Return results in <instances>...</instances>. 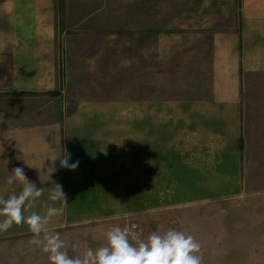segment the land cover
<instances>
[{
  "label": "crops",
  "instance_id": "obj_1",
  "mask_svg": "<svg viewBox=\"0 0 264 264\" xmlns=\"http://www.w3.org/2000/svg\"><path fill=\"white\" fill-rule=\"evenodd\" d=\"M131 1L0 0V198L42 188L23 215L63 208L46 233L68 246L132 211L127 188L148 208L241 187L244 156L264 155V0ZM17 167L28 182L9 184ZM46 233L0 231V264H51Z\"/></svg>",
  "mask_w": 264,
  "mask_h": 264
},
{
  "label": "rangeland",
  "instance_id": "obj_2",
  "mask_svg": "<svg viewBox=\"0 0 264 264\" xmlns=\"http://www.w3.org/2000/svg\"><path fill=\"white\" fill-rule=\"evenodd\" d=\"M189 1L159 0L158 3L169 6L189 4ZM131 2L140 5L144 0ZM140 15L133 13L136 18L132 19L139 20L137 16ZM160 16H165L167 22L176 14L168 16L167 12H162ZM187 17L188 13H180L181 19ZM242 169L241 187L166 188L164 203L148 202V208L138 188H127L131 190L129 195L135 207L117 217L109 229L135 225L134 230L141 240L154 232L164 234L176 230L192 235L200 243V251L196 254L202 257V264H264V155L244 156ZM102 233L75 236L73 246L66 245L61 237L64 239L61 251L71 247L67 252L69 258H83L89 249L95 252L106 245V233ZM130 242L137 243L132 237Z\"/></svg>",
  "mask_w": 264,
  "mask_h": 264
},
{
  "label": "clouds",
  "instance_id": "obj_3",
  "mask_svg": "<svg viewBox=\"0 0 264 264\" xmlns=\"http://www.w3.org/2000/svg\"><path fill=\"white\" fill-rule=\"evenodd\" d=\"M78 165L79 161L69 164L68 155H64L59 161V167L69 171L76 170ZM50 169L51 173L57 170L55 166ZM13 173L14 176L8 179L9 184L27 181L22 168L17 167ZM42 193V188L38 189L28 182L19 195H12L7 199L0 198V216L4 217L0 220V231L6 232L14 224L26 223L36 236L42 232L46 233V225L52 217L61 215L63 208L49 207L43 216L35 212L27 218L23 215L25 208ZM50 199L67 203L66 193L61 185L56 184V188L50 193ZM135 228V225L110 228L106 232V245L95 252L89 249L83 258H69L61 251L63 241L58 235L51 233H46L42 250L49 253L51 264H202V257L196 254L199 253L201 245L192 235L169 230L164 234L154 232L146 240H141ZM130 237L137 241L135 245L130 242ZM32 243L38 244L40 241L34 239Z\"/></svg>",
  "mask_w": 264,
  "mask_h": 264
}]
</instances>
